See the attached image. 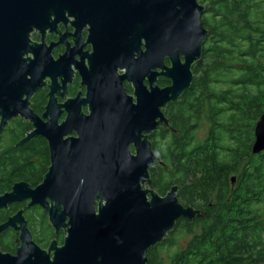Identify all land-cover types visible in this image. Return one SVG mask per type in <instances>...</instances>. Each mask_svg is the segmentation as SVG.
Returning a JSON list of instances; mask_svg holds the SVG:
<instances>
[{"label": "water", "instance_id": "1", "mask_svg": "<svg viewBox=\"0 0 264 264\" xmlns=\"http://www.w3.org/2000/svg\"><path fill=\"white\" fill-rule=\"evenodd\" d=\"M204 12L199 0H0V137L13 118L29 120L33 129L20 144L45 137L52 162L38 186L19 181L11 192L0 194V208L31 199L30 205L42 206L57 231L67 228L68 233L63 246L54 241L44 250L18 212L0 224V234L16 227L22 244L16 255L0 249V264H148V250L167 239L180 218L202 215L181 202L178 185L165 195L143 186L152 183L150 168L161 161L151 134L161 124L171 128L162 108L192 87L193 66L203 56L209 34ZM69 17H74L76 46L55 60V44L44 41L46 30ZM87 24L94 52L76 63ZM34 29L41 32L42 43L32 42ZM28 53L33 57H25ZM71 63L79 68L87 94L60 103ZM118 68L127 71L119 75ZM47 77L52 81L49 100L40 116L30 99ZM161 77L170 84L161 86ZM124 80L134 83L137 103L125 91ZM84 105L90 107L88 114ZM132 143L137 155L131 154ZM263 150L264 113L252 147L253 153Z\"/></svg>", "mask_w": 264, "mask_h": 264}, {"label": "trees", "instance_id": "2", "mask_svg": "<svg viewBox=\"0 0 264 264\" xmlns=\"http://www.w3.org/2000/svg\"><path fill=\"white\" fill-rule=\"evenodd\" d=\"M199 2L205 6L202 20L209 34L203 56L193 66L192 87L164 108L171 128L162 125L151 134L154 150L166 165L155 174L153 169L158 179L153 185L161 194L178 185L181 202L198 205L217 184L226 186L230 173H237V209L235 219L219 215L205 233H196L198 219L180 218L169 237L148 250V264H166L160 249L175 246L180 230L192 238L168 264H264V154L253 153L250 142L264 113V0ZM159 82L165 85L169 79ZM218 83L226 87L218 90ZM42 98L44 92L35 95L36 110ZM204 119L210 126L201 143L195 130ZM10 125L8 151H1L0 192L22 179L38 184L49 164L43 154L45 139L16 144L32 130L31 123L16 119ZM220 141H235V154L219 156ZM35 155L40 156L37 163Z\"/></svg>", "mask_w": 264, "mask_h": 264}, {"label": "flooded vegetation", "instance_id": "3", "mask_svg": "<svg viewBox=\"0 0 264 264\" xmlns=\"http://www.w3.org/2000/svg\"><path fill=\"white\" fill-rule=\"evenodd\" d=\"M72 20H74V17H69L67 22H63V21L59 22L57 24L56 29L51 30L50 28H48L46 30V36H45L44 41L46 42V44L48 46L51 45V43L55 44V46L53 47V50H52V56L55 60H58L59 58H61L62 55L65 54L68 47L74 48L76 46L75 37L72 35V33H74L76 29L72 24ZM90 28H91L90 24H87L86 26L83 27V29L81 31L82 49L80 52H78L77 49L75 50L74 60L76 61V63H77V61L82 59L83 54L91 55L94 52V44L92 42L88 41ZM65 33H67V34L64 37V41H63V35ZM31 39H32L33 43H42L43 42L42 34L38 29L33 30V32L31 33ZM25 57H33V55H32V53H28L25 55ZM134 58H137V52L134 53ZM76 63H71V65H70V68L72 70V74H71L70 80L66 84L65 90L61 89L62 92L66 91L65 96L64 97L58 96V101L60 103L65 102L69 98H74L78 94H81L82 97H85L87 94V86L83 85V83H82L83 78H82V75H81L79 68L76 66ZM167 63H169V61H167ZM84 64H86L88 67H90V60L88 57H85ZM126 71H127L126 68H118L117 69V73L119 75L125 74ZM161 78L168 79L166 77H161ZM161 78H159V80ZM63 79H64L63 75L60 74L57 76V80H58V83L60 86L63 85ZM44 81L46 84L42 88L38 89L30 99L31 108L40 116H42L43 113L45 112L46 105H47L48 100H49L48 94L50 91V84L52 82L49 77L45 78ZM170 82L171 81L169 79V83H167L165 85H161L159 82V84L161 86H166V85L170 84ZM124 88H125V91L129 95L134 97V101L137 103V95L135 94L134 83L131 81H128V80H124ZM39 92L45 93V99L42 98L43 100L42 101L40 100V102H42V103L40 104L39 109L36 110L35 107L33 106V104H34L33 99H34L35 95ZM165 106L162 108L163 110H164ZM82 110L84 113L88 114L90 112L89 105H84L82 107ZM66 116H67V113L64 112L61 115L60 123L66 119ZM16 119H23L24 121H28L29 123H31L29 120H25L24 118H22L20 116L13 118L12 120L9 121V123L4 128V130L1 134V137H0V159L2 158L1 151L2 150L8 151L7 147H8V144L10 143V141H9V142H7V144L5 146L1 147L2 142H3V141H1V139L4 135V133L6 132L8 125H10ZM31 125H32V123H31ZM162 125H165V124H161L160 126H162ZM32 129H33V125H32ZM70 135H77V134H76V132H72ZM37 137H41V138L46 140V141H42L44 144L43 154L45 157H49V164L47 166L46 172L43 174L41 181L38 184L33 185L31 182H29L27 180H24V179L18 180V181H15L9 188L4 189L3 192H0V194H3L5 192H11L13 190V185L19 181H26L29 184H31L33 188L38 186L39 184H41L44 181L45 175L49 171V168L52 164V162H51V150H50L49 141L45 137H42V136H37ZM203 142H205V141H202L201 143H203ZM234 142L235 141H220L219 142L220 148H216V150H218L219 156H224L225 158H230L231 156H233L235 154ZM250 142H251L252 147H253V144L255 141H250ZM25 143H23V144H25ZM152 143H153V141H152ZM16 144H17V146L23 145V144H20V141H18ZM153 149H154V146H153ZM130 151H131V154L137 155V147L135 146L134 143H132L130 145ZM156 154L161 158L160 153L157 152ZM259 154L263 155L264 150L259 152V153H256V155H259ZM39 159H40V156H38V155L34 156L35 163L39 162ZM35 165H31L30 167L32 169H34ZM165 166H166L165 162L162 160V158H161V161H157L156 165L154 167L150 168L152 183L150 185L145 184L143 187H145V188L149 187L151 189L157 190L155 188V186L153 185V182H154V179L155 180H158V179H157V177L154 178L153 175L155 174L156 171L160 170V167H165ZM153 169H154V174L152 175ZM238 179H239V176L237 173H230L228 176L226 186H222V185H220V183L217 184L216 187L210 192L209 198H207V199L202 198L201 201L198 202V205H192L196 209L200 210L201 214H202L200 217L195 218V219L199 220L198 228L201 229V231H200L201 233H205L207 231L208 227L213 223L212 222L213 219L215 217H219V215L223 216L225 218H228V219H235V214H236V209H237L235 205H237V203L233 202V198H235L236 191L238 189V183H239ZM2 181H3V177H2V174L0 173V183ZM168 191L169 190H167L166 193ZM159 194H161V193H159ZM165 194H161V195H165ZM219 198H221L222 200H220ZM48 200L50 201V198H48ZM99 202H100L99 200L96 201L95 205L97 208L99 206ZM30 203H31V199H25L23 201H13V202L9 203L6 207L0 208V224L6 222L7 220H9L10 217L16 215L18 212H21L22 216L25 218V220L27 222V226H28L29 230L32 233V238H33L34 242L39 247H41L44 250L49 251L50 245L54 241H56L57 246H63L65 243V238L68 234L67 228H61L59 231H57L56 228L50 222L49 214L44 212L43 207L38 205V204L30 205ZM104 203H105V201H104ZM187 206H189V205H187ZM195 219H193V220H195ZM188 220H190V219H188ZM193 220H190V221H193ZM68 221H69V218L66 219V222H68ZM20 235H21V230L16 228V227H13V226H10L4 232H2L0 234V249H1V251L3 253H9L11 255H16L18 248L22 244V240L20 238ZM50 255H51V258H53V255H54L53 250L50 251Z\"/></svg>", "mask_w": 264, "mask_h": 264}, {"label": "rangeland", "instance_id": "4", "mask_svg": "<svg viewBox=\"0 0 264 264\" xmlns=\"http://www.w3.org/2000/svg\"><path fill=\"white\" fill-rule=\"evenodd\" d=\"M218 90L225 88V84L224 83H218V85L215 86ZM9 126V125H8ZM11 127H13L12 123L10 125ZM210 126V122L206 121V119L202 120L199 125L198 128L195 130V135H196V139L198 140L197 142H202L208 133V129ZM8 131H6L1 139L2 142V146H5L7 144L8 139ZM160 140V139H159ZM164 142V140H163ZM262 210H264V205L261 206ZM201 229L197 227L196 229V233L200 232ZM175 239L177 240V243L175 244V246H166L161 248V255L165 256V263L168 264L170 262V256L173 255L177 250H180L184 247H186L190 241V239L192 238V235H188L185 234L184 230H180L178 233L175 234Z\"/></svg>", "mask_w": 264, "mask_h": 264}]
</instances>
